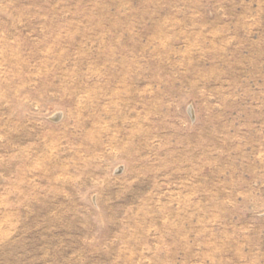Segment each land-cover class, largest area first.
<instances>
[{"label":"rangeland","instance_id":"obj_1","mask_svg":"<svg viewBox=\"0 0 264 264\" xmlns=\"http://www.w3.org/2000/svg\"><path fill=\"white\" fill-rule=\"evenodd\" d=\"M0 264H264V0H0Z\"/></svg>","mask_w":264,"mask_h":264}]
</instances>
